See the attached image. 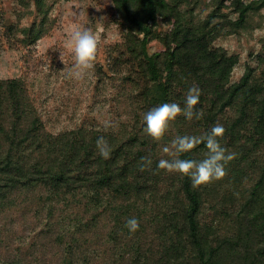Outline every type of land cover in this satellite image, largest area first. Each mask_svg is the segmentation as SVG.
Masks as SVG:
<instances>
[{
	"label": "trees",
	"instance_id": "trees-1",
	"mask_svg": "<svg viewBox=\"0 0 264 264\" xmlns=\"http://www.w3.org/2000/svg\"><path fill=\"white\" fill-rule=\"evenodd\" d=\"M33 2L42 22L21 30L4 23L0 39L10 42L19 30L29 47L42 38L49 9L46 0ZM112 3L123 41L106 48L95 77L116 82L126 120L107 131L83 123L55 134L27 81L0 79V216L13 220L34 208L40 222L28 247L0 240L14 244L5 264H43L38 242L55 229L56 240L43 241L59 247V264H264V69L257 78L248 65L232 82L240 56L215 46L242 32L264 0ZM194 84L203 117L180 116L164 141L152 140L144 114L166 102L183 106ZM216 123L225 129L219 142L234 154L223 184L194 188L189 177L158 169L161 158H174L162 146ZM101 136L111 147L107 160L96 147ZM206 154L201 144L180 158L199 162ZM145 156L153 163L141 171ZM230 166L236 170L227 177ZM132 217L139 221L134 233L125 226Z\"/></svg>",
	"mask_w": 264,
	"mask_h": 264
},
{
	"label": "rangeland",
	"instance_id": "rangeland-1",
	"mask_svg": "<svg viewBox=\"0 0 264 264\" xmlns=\"http://www.w3.org/2000/svg\"><path fill=\"white\" fill-rule=\"evenodd\" d=\"M46 5L49 18L45 33L35 45L25 47L19 30L33 22L40 24L43 16L36 13L33 0H0V28L4 23L19 28L15 36H10V42L6 37L0 39V79L24 78L47 129L55 134L83 123L103 127L105 119H110L114 125L119 122V117L126 120L122 116L119 100H116L119 91L115 81L107 79L99 82L95 69L80 81L68 76V70L74 63L70 40L73 31L84 28L93 31L98 42L96 61L101 64H105L106 48L123 41L112 0H46ZM206 13L205 9L202 16ZM230 13L233 18L237 17L235 13ZM215 46H222L229 53L240 56L232 73V82L241 79L248 65L255 69L258 78L264 69V8L253 14L252 21L242 32L219 38ZM234 171L230 166L227 177ZM223 180L216 182L223 184ZM32 210L25 215H12L13 220L0 216V240L27 243L28 247L33 233L31 230L40 224L39 214L34 208ZM58 231L55 229L45 234L38 242L41 244L43 264H59L61 260L59 247L50 241H45L46 244L43 241L56 240ZM101 231L106 233L107 229L101 226ZM14 244H0L1 264L14 257Z\"/></svg>",
	"mask_w": 264,
	"mask_h": 264
},
{
	"label": "clouds",
	"instance_id": "clouds-1",
	"mask_svg": "<svg viewBox=\"0 0 264 264\" xmlns=\"http://www.w3.org/2000/svg\"><path fill=\"white\" fill-rule=\"evenodd\" d=\"M70 40L74 63L72 68L68 70V76L80 81L95 69L98 42L95 34L89 28L73 31ZM60 60L63 62L62 54ZM200 96L201 90L194 84L187 90L183 106L176 102H166L153 107L143 116V121L146 125L143 131L152 140L160 144L180 116L185 117L188 121L193 119L200 120L204 115L202 110H197ZM103 127L107 131L110 128H114L115 125L110 119H105ZM224 132L223 125L216 123L209 132L200 136H176L171 140L170 145H164L161 148L163 153L174 158H161L158 161V169L166 170L170 174L176 173L189 177L194 188L222 179L226 175V165L234 159V154L229 153L219 142ZM201 144H204L207 148V154L203 160L197 162L180 158L182 154L191 152ZM96 147L98 154L103 159L107 160L110 158L111 147L103 136L96 140ZM152 163L153 161L150 157H142L140 161L141 171L145 170V168H150ZM125 226L130 232L134 233L139 228V221L135 217L129 218Z\"/></svg>",
	"mask_w": 264,
	"mask_h": 264
}]
</instances>
